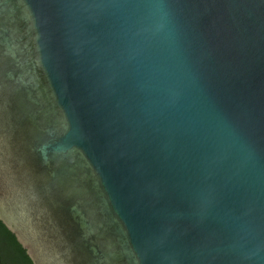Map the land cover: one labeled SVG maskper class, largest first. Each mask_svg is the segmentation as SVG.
Listing matches in <instances>:
<instances>
[{
	"label": "water",
	"instance_id": "1",
	"mask_svg": "<svg viewBox=\"0 0 264 264\" xmlns=\"http://www.w3.org/2000/svg\"><path fill=\"white\" fill-rule=\"evenodd\" d=\"M0 219L35 264H264V0H0Z\"/></svg>",
	"mask_w": 264,
	"mask_h": 264
},
{
	"label": "flooded vegetation",
	"instance_id": "2",
	"mask_svg": "<svg viewBox=\"0 0 264 264\" xmlns=\"http://www.w3.org/2000/svg\"><path fill=\"white\" fill-rule=\"evenodd\" d=\"M0 264H35L17 235L1 219Z\"/></svg>",
	"mask_w": 264,
	"mask_h": 264
}]
</instances>
